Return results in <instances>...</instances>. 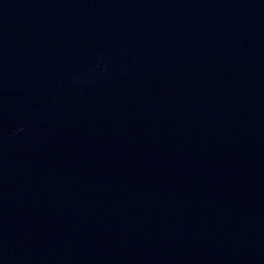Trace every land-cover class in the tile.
<instances>
[{
	"label": "water",
	"instance_id": "obj_1",
	"mask_svg": "<svg viewBox=\"0 0 264 264\" xmlns=\"http://www.w3.org/2000/svg\"><path fill=\"white\" fill-rule=\"evenodd\" d=\"M0 264H264V0H0Z\"/></svg>",
	"mask_w": 264,
	"mask_h": 264
}]
</instances>
